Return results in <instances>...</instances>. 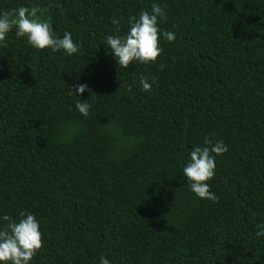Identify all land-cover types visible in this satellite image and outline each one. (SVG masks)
Here are the masks:
<instances>
[{
    "label": "trees",
    "instance_id": "trees-1",
    "mask_svg": "<svg viewBox=\"0 0 264 264\" xmlns=\"http://www.w3.org/2000/svg\"><path fill=\"white\" fill-rule=\"evenodd\" d=\"M153 3L162 52L122 68L105 37ZM19 6L79 47L36 49L15 29L0 43V226L35 215L29 264H264V0H0ZM206 137L228 148L207 181L217 202L183 174Z\"/></svg>",
    "mask_w": 264,
    "mask_h": 264
},
{
    "label": "clouds",
    "instance_id": "clouds-1",
    "mask_svg": "<svg viewBox=\"0 0 264 264\" xmlns=\"http://www.w3.org/2000/svg\"><path fill=\"white\" fill-rule=\"evenodd\" d=\"M43 11L38 6L31 8L19 6L16 9L0 12V43H3L7 34L15 29L18 38L26 37L27 43L36 49L51 48L53 51L63 50L66 55L78 53L79 47L73 42L71 33L65 32L63 38L56 37L50 22L41 19ZM165 15L163 8L153 3L151 11L141 10L137 16L128 19L129 31L121 35H108L105 37L108 48L114 54L118 65L128 68L133 62L149 63L157 60L162 52L159 46L160 29L159 18ZM111 23L119 24V20L113 18ZM119 32V28L116 29ZM164 38L172 42L175 40L173 32L165 31ZM163 68V65L159 66ZM144 91H150L151 82L141 75L139 78ZM88 90L87 85L79 84L75 93H83ZM76 109L83 116L89 115L91 105L86 100H77ZM228 151L227 145L222 140L213 141L204 139V146L194 147L190 153V160L183 168V174L187 178L190 190L199 198L218 201L215 193L210 191L207 181L215 175L216 156ZM18 222L4 215L2 220L7 222L0 226V264H29L36 252L42 247L43 239L40 232V224L34 214L20 213ZM260 231L257 236H264V222L258 225ZM99 264H109L105 256H100Z\"/></svg>",
    "mask_w": 264,
    "mask_h": 264
}]
</instances>
